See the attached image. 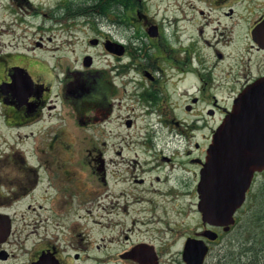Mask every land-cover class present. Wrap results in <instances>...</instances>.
Returning a JSON list of instances; mask_svg holds the SVG:
<instances>
[{"label":"flooded vegetation","instance_id":"1","mask_svg":"<svg viewBox=\"0 0 264 264\" xmlns=\"http://www.w3.org/2000/svg\"><path fill=\"white\" fill-rule=\"evenodd\" d=\"M258 81L264 0H0V264H205L207 151Z\"/></svg>","mask_w":264,"mask_h":264},{"label":"water","instance_id":"2","mask_svg":"<svg viewBox=\"0 0 264 264\" xmlns=\"http://www.w3.org/2000/svg\"><path fill=\"white\" fill-rule=\"evenodd\" d=\"M212 138L198 187L199 207L205 221L228 230L254 172L264 169V81L256 82L235 100ZM192 247V251L185 248L184 260L202 264L206 246Z\"/></svg>","mask_w":264,"mask_h":264},{"label":"rangeland","instance_id":"3","mask_svg":"<svg viewBox=\"0 0 264 264\" xmlns=\"http://www.w3.org/2000/svg\"><path fill=\"white\" fill-rule=\"evenodd\" d=\"M11 21L12 30L19 31L22 29L24 22L22 16H11L5 21L8 25ZM35 19L27 17V37L25 41L30 43L38 35L34 33ZM20 27H15V26ZM45 34V33H44ZM12 40H21L17 37ZM264 174L256 178L255 186L251 190L245 206L236 214V222L219 241L216 248L212 251L205 264H264V250H259L257 261L250 260V247L255 242H260L264 237ZM256 244V243H255ZM264 246V244H263ZM252 249V247H251Z\"/></svg>","mask_w":264,"mask_h":264},{"label":"trees","instance_id":"4","mask_svg":"<svg viewBox=\"0 0 264 264\" xmlns=\"http://www.w3.org/2000/svg\"><path fill=\"white\" fill-rule=\"evenodd\" d=\"M256 243V244H255ZM263 244H264V237H263V239L261 238V241L260 242H255L254 241V243L252 244V249H251V247H250V250L252 251L251 252V255H250V260H252V262H254V261H257V258H258V256H259V250L257 249V247L261 250V249H263L264 250V246H263ZM258 262V261H257Z\"/></svg>","mask_w":264,"mask_h":264}]
</instances>
